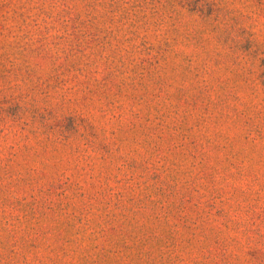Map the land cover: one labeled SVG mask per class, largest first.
<instances>
[{
	"label": "rangeland",
	"instance_id": "374dc122",
	"mask_svg": "<svg viewBox=\"0 0 264 264\" xmlns=\"http://www.w3.org/2000/svg\"><path fill=\"white\" fill-rule=\"evenodd\" d=\"M0 264H264V0H0Z\"/></svg>",
	"mask_w": 264,
	"mask_h": 264
}]
</instances>
